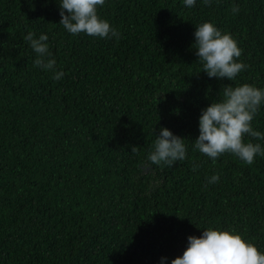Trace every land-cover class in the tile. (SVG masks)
<instances>
[{
    "label": "trees",
    "instance_id": "16d2710c",
    "mask_svg": "<svg viewBox=\"0 0 264 264\" xmlns=\"http://www.w3.org/2000/svg\"><path fill=\"white\" fill-rule=\"evenodd\" d=\"M59 2L0 0V264H171L209 227L264 253V156L194 148L223 86L264 89V0H105L119 39L70 34ZM204 22L243 50L232 81L204 72ZM29 32L48 36L61 79L34 66ZM251 126L264 134V102ZM161 128L185 139L173 166L148 159Z\"/></svg>",
    "mask_w": 264,
    "mask_h": 264
},
{
    "label": "clouds",
    "instance_id": "9594fccd",
    "mask_svg": "<svg viewBox=\"0 0 264 264\" xmlns=\"http://www.w3.org/2000/svg\"><path fill=\"white\" fill-rule=\"evenodd\" d=\"M212 0H203L211 6ZM105 0H60L59 24L72 35L86 33L91 37L109 38V35L120 38L110 23L100 17L97 6H103ZM184 6H195L196 0H183ZM238 5L232 7L233 14H238ZM67 13V14H65ZM196 55L203 63L204 72L212 78L234 80L248 66L238 62L242 49L238 41L228 32H222L212 22H204L195 27ZM29 32L24 39L35 51L34 66L55 72L56 61L46 43L48 36ZM62 71L55 72L53 79L63 77ZM221 98L213 101L206 109L201 110L199 117V136L194 148L207 155L215 163L224 153L237 156L247 165H252L257 155L264 156V147L260 143L245 142V135L264 140V134L252 128L251 122L256 117L262 102L264 89L250 84L222 87ZM154 150L148 159L155 165L173 166L176 161L186 158L184 138L174 135L169 129L161 128L156 135ZM135 151V147L132 148ZM194 165L193 170H196ZM218 175H213L209 183H216ZM166 258H162V261ZM171 264H264V253L254 243L246 241L235 228L221 230L209 227L202 235L189 236L188 245L182 256L171 261Z\"/></svg>",
    "mask_w": 264,
    "mask_h": 264
}]
</instances>
